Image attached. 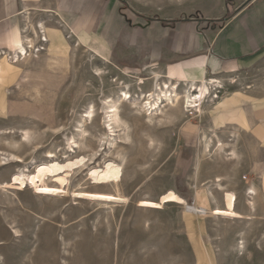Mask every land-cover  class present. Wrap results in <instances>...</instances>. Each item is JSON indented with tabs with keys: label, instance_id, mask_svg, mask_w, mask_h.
I'll return each mask as SVG.
<instances>
[{
	"label": "rangeland",
	"instance_id": "obj_1",
	"mask_svg": "<svg viewBox=\"0 0 264 264\" xmlns=\"http://www.w3.org/2000/svg\"><path fill=\"white\" fill-rule=\"evenodd\" d=\"M112 1L126 18L140 12L154 16L157 7L167 11L183 0ZM204 1L190 0L188 8ZM111 16L107 12L95 31L105 33ZM39 22L46 30L35 39L32 27ZM19 33L34 37L23 60L12 65L13 52H0V264H264V59L253 70L217 75L224 84L222 99L213 98L216 106L205 104L204 118L184 108L173 119L174 108L168 107L153 121L141 102L124 104L110 146L114 138L103 127L104 99L118 97L122 89L137 97L139 81L150 92L152 75L160 71L125 55L119 44H98L91 29L81 30L43 4L25 13ZM164 82L169 79L162 74ZM220 101L228 104L221 110ZM92 106L96 120L82 140L78 121ZM219 124L212 134L226 144L227 154L237 153L236 160L204 156L203 136ZM71 137L79 141V155L100 151L93 166L105 157L122 164L126 206L110 210L48 197L29 184L23 190L3 188L18 173L36 172L34 165L51 153L61 162L74 157ZM87 174L72 177V187L84 179L90 188ZM216 175L226 177V189L211 196ZM250 188L257 191L252 210Z\"/></svg>",
	"mask_w": 264,
	"mask_h": 264
},
{
	"label": "crops",
	"instance_id": "obj_2",
	"mask_svg": "<svg viewBox=\"0 0 264 264\" xmlns=\"http://www.w3.org/2000/svg\"><path fill=\"white\" fill-rule=\"evenodd\" d=\"M189 1L178 2L167 11L157 7L154 16L140 12L125 18L112 0H0V52H15L22 46V19L43 4L76 21L81 30L91 29L98 44H119L122 53L139 58L145 67L173 81L194 78L199 82L259 67L264 59V0H205L192 9ZM110 11L112 16L101 35L95 28ZM60 27L65 30L67 25L60 22ZM255 139L259 141V136Z\"/></svg>",
	"mask_w": 264,
	"mask_h": 264
},
{
	"label": "bare ground",
	"instance_id": "obj_3",
	"mask_svg": "<svg viewBox=\"0 0 264 264\" xmlns=\"http://www.w3.org/2000/svg\"><path fill=\"white\" fill-rule=\"evenodd\" d=\"M32 29L35 39H39V34L41 33L39 31L44 33L46 30L43 22H39L38 25L34 28L32 27ZM34 37L23 36L22 46L13 52V55L10 54L12 56L11 61H14V63L12 62V65H16L23 60L21 57L23 54H28V48H34ZM45 40L47 41L48 39ZM152 76L151 86L153 89L150 92L144 93L142 88L145 83L139 81L135 85L137 97H133L130 91L122 89L121 94L118 97H108L107 99H104V117H102V122L104 130L109 137L115 135L116 128H120V109L124 104H133L136 106L138 105V102H141L140 109L145 110L148 119L154 121V119L160 120L168 107L174 108V110L169 113V115H172L173 119L175 116L173 114H177V112L181 113L184 108H187L188 113L193 112L199 117L204 118V116L208 114L205 104L207 102H212L216 106L217 103L213 98L219 100L222 99L220 95L224 89V84L222 80L217 78L203 79L201 77L202 80H199V82H196L197 80L194 78L190 79L191 81L183 82L173 81V79L168 78L169 82L161 83V72H154ZM124 84L125 83H123V85ZM180 86H184L182 93L179 92ZM226 105L228 104L225 101H220L218 103V108L221 110L222 108H225ZM94 109V106L87 108L78 121L80 125L78 132L80 133L82 140L88 137V124H93L96 120ZM140 109H138V112L141 111ZM218 127H221L220 124L214 125V127L212 126L211 132H207L203 136L205 158L210 160L213 159L214 156L220 154L223 156L222 159L224 160L228 156H230L232 160H236L237 153L232 151L231 155L227 154L226 144L219 139V137L217 138L216 134H212V132H214L213 128L217 129ZM28 136L29 134L25 133L24 137L26 140L29 138ZM215 137L217 138L216 141ZM67 141L69 142L70 148L74 149V151L72 150L73 153H75L74 157H65V161L61 162L51 153L47 157V161H41L34 165V168L36 166L38 168L37 170L35 169L36 172L33 170L32 172H29V174L18 173L12 181L4 183L3 188H8L9 186L14 185L18 187L20 186L22 189L23 187H26V184H29L30 187L32 186L35 188V191L48 197H72L79 202L93 204L110 210L126 206L129 203V200L121 193V188L124 182V170L122 169V164L120 165V163H118L119 161H116L117 159L115 160L114 158L105 157L102 160V165L93 166L92 164L95 163L94 160L96 157L100 155V151L93 150L94 152H92V154L90 153V156L86 154L79 155L78 152L75 151L76 148H80L79 141L75 140L74 137L69 138ZM115 141V138L111 140L109 143L110 146ZM51 158L54 159L51 160ZM82 171L88 172L87 178L88 182L90 181L88 184L91 187L89 186L90 188H86L85 185L82 184V181H85L84 179L75 187H72V177ZM51 179L55 181V185L49 184L52 182ZM225 182L226 177L224 175H216L211 183V186L214 188L209 190L211 196H214V190L225 191ZM25 189H27V187ZM249 190L248 193H250L251 196L247 197V203L249 209L252 210L255 209L254 201L257 197V191L256 189L251 188ZM178 201L180 205L188 206L184 199L179 198ZM189 211L198 212V209L189 206Z\"/></svg>",
	"mask_w": 264,
	"mask_h": 264
},
{
	"label": "built area",
	"instance_id": "obj_4",
	"mask_svg": "<svg viewBox=\"0 0 264 264\" xmlns=\"http://www.w3.org/2000/svg\"><path fill=\"white\" fill-rule=\"evenodd\" d=\"M250 1V3H254V2H256V1H258V0H249ZM26 54H23V56H25Z\"/></svg>",
	"mask_w": 264,
	"mask_h": 264
}]
</instances>
